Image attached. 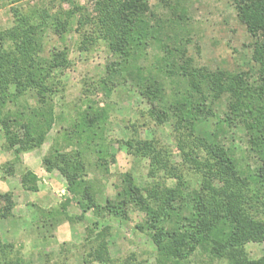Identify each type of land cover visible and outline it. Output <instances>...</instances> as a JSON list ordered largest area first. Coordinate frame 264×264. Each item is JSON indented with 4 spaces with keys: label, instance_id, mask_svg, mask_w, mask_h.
<instances>
[{
    "label": "trees",
    "instance_id": "obj_1",
    "mask_svg": "<svg viewBox=\"0 0 264 264\" xmlns=\"http://www.w3.org/2000/svg\"><path fill=\"white\" fill-rule=\"evenodd\" d=\"M21 1L8 0L13 4L14 26L0 28V124L9 145L21 144L13 132L17 124L35 145L42 144L57 118L53 96L70 59L66 47L53 46L49 56L43 55L50 33L65 39L75 31L82 37L83 49L103 41L114 58L107 65L108 77L100 80L102 90L109 96L117 84L130 78L159 124L173 118L180 160L153 139L132 136L123 142L136 158L148 161L149 180L140 185L132 172L122 173L116 195L100 203L86 180L85 152H54L45 162L55 164L70 180L71 200L83 214L93 211L119 223L129 221L131 209L141 212L136 228L152 239L158 253L154 264H182L199 248L226 264H264V255L252 257L246 249L250 242L264 241V0H232L252 39V65L238 71L197 66L185 46L170 52L166 42L170 35L165 22L156 19L150 0H97L93 13H83L85 7L76 0H60L70 4L68 9H57L56 0H48L52 6L35 4L28 11L16 5ZM158 2L171 7L173 0ZM154 44L165 55L155 71L145 75L138 61ZM26 95L36 100V106L23 104L13 113L9 105H19ZM224 95L229 100L220 110ZM90 116H83L69 134V139L84 141L86 150L99 139L105 120L101 112L89 122ZM213 118L211 136L199 134L198 127ZM225 128L244 133L253 164L236 156L221 134ZM97 151L99 160L107 159L102 147ZM22 184L34 188L27 175ZM13 208L12 195L0 194V219ZM104 230L96 233L100 241L94 255L110 263ZM13 252L12 244L0 241V264H23Z\"/></svg>",
    "mask_w": 264,
    "mask_h": 264
},
{
    "label": "rangeland",
    "instance_id": "obj_2",
    "mask_svg": "<svg viewBox=\"0 0 264 264\" xmlns=\"http://www.w3.org/2000/svg\"><path fill=\"white\" fill-rule=\"evenodd\" d=\"M83 13H93L97 0H76ZM2 1L0 28L9 30L14 26L13 4ZM48 0H22L16 5L28 11L35 4ZM156 19L165 22L169 50L177 53L185 46L187 54L195 59L197 66L212 70H248L251 67L252 41L245 25L239 20L232 0H173L165 7L158 0H150ZM68 9V2L55 1V8ZM165 38V36H164ZM82 37L72 31L65 39L50 33L45 42L44 56H49L53 46L66 47L70 66L62 71L59 92L53 96L57 118L47 132L44 141L35 145L21 125H14L13 132L21 144L11 147L0 124V194L10 193L14 208L12 213L0 219V241L12 244L13 254L23 264H154L158 253L152 239L145 231L136 228L143 217L131 209L130 219L119 223L116 219L103 218L88 211L83 214L71 200L70 180L61 174L55 164H47L45 158L57 151L85 152L86 180L92 183L96 199L104 203L113 198L121 182V174L132 172L140 185L148 178V161L136 158L123 141L139 135L153 139L159 146L174 152L173 159L180 160L173 133V118L159 124L150 114V104L129 80L117 84L107 96L100 80L107 78V65L114 58L103 41L87 49L81 48ZM138 64L144 66L145 75L159 64L165 55L160 45L148 49ZM171 86V83L168 82ZM228 95L220 100L219 109H225ZM19 105L10 104L12 112L21 105L36 106L29 95L19 99ZM97 112L105 117L99 130V139L85 148V142L69 139L73 125L87 113L89 122ZM29 113V111L27 112ZM216 119L198 127V133L211 136ZM80 123V122H79ZM221 132L225 141L234 147L236 156L253 164L247 139L240 130ZM101 133V135H100ZM107 153L106 160L98 159V148ZM27 175L34 188H26L22 177ZM173 183V180H168ZM109 227V229H107ZM105 229V230H104ZM105 231L104 244L111 258L110 263L95 259L98 244L96 233ZM103 239V238H102ZM246 249L252 257L264 255V241L250 242ZM15 258V259H17ZM182 264H226L202 248L182 260Z\"/></svg>",
    "mask_w": 264,
    "mask_h": 264
}]
</instances>
